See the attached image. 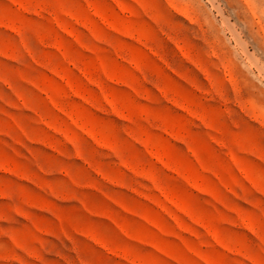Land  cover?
<instances>
[{
	"label": "rangeland",
	"instance_id": "obj_1",
	"mask_svg": "<svg viewBox=\"0 0 264 264\" xmlns=\"http://www.w3.org/2000/svg\"><path fill=\"white\" fill-rule=\"evenodd\" d=\"M0 264H264V0H0Z\"/></svg>",
	"mask_w": 264,
	"mask_h": 264
}]
</instances>
